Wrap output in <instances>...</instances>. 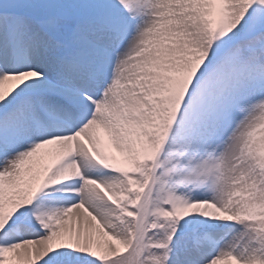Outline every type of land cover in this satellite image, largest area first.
Instances as JSON below:
<instances>
[{
  "label": "snow or ice",
  "instance_id": "obj_1",
  "mask_svg": "<svg viewBox=\"0 0 264 264\" xmlns=\"http://www.w3.org/2000/svg\"><path fill=\"white\" fill-rule=\"evenodd\" d=\"M0 264H264V0H0Z\"/></svg>",
  "mask_w": 264,
  "mask_h": 264
}]
</instances>
